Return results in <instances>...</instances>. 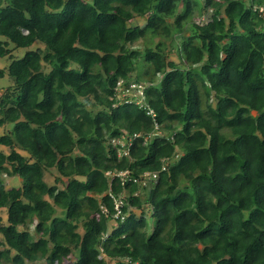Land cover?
Wrapping results in <instances>:
<instances>
[{"label": "trees", "instance_id": "trees-1", "mask_svg": "<svg viewBox=\"0 0 264 264\" xmlns=\"http://www.w3.org/2000/svg\"><path fill=\"white\" fill-rule=\"evenodd\" d=\"M255 5L0 0V264H264Z\"/></svg>", "mask_w": 264, "mask_h": 264}, {"label": "rangeland", "instance_id": "rangeland-1", "mask_svg": "<svg viewBox=\"0 0 264 264\" xmlns=\"http://www.w3.org/2000/svg\"><path fill=\"white\" fill-rule=\"evenodd\" d=\"M207 17L208 16H206V15H202V16L196 15L194 17V19L196 21L203 19V22H205ZM1 39H3V38L1 37ZM8 47L9 48L13 47L12 43H9ZM37 47H42L43 48V44L41 42H39V41H35L34 43H32L28 47H17L15 49H13L11 54H10L11 56L10 55H6V56H3V57H0V69H4L5 70L12 59L20 58V57H22L24 55V53L27 50H34ZM171 58L174 59V60H177V58L174 55H171ZM10 83H11V79H10L9 75L5 72V74L2 77H0V92H1V90L4 87L8 86ZM7 127H9V126H7ZM3 132H4V129L0 128V134H2ZM0 150L4 151L6 153L8 152V148H6L4 146H0ZM1 177H2V180L5 183V187H7V188L11 187V186L20 185V177H18V176L9 177V176H6V175H2ZM52 179L53 178L51 176L45 175V180L47 181L48 184L52 183ZM0 217L2 219V222L6 223V210L5 209H0ZM28 228L31 231V233H33V225H30ZM0 241H1V235H0ZM1 248H2V246H0V249ZM74 256H75V254H73L70 257V260L75 259ZM107 264H112V261L107 259Z\"/></svg>", "mask_w": 264, "mask_h": 264}, {"label": "built area", "instance_id": "built-area-1", "mask_svg": "<svg viewBox=\"0 0 264 264\" xmlns=\"http://www.w3.org/2000/svg\"><path fill=\"white\" fill-rule=\"evenodd\" d=\"M255 8H258L259 11H262V12L264 11V5H255L254 9ZM116 89H117L118 97H120V98L126 96L127 94H129L134 89L136 90V95L138 94L141 96V98H143L142 85H140V84H134L133 83V84H130L128 88L123 89V87L120 86V82H118V86ZM141 98H139L137 102H140ZM135 136H136V134H135ZM107 174L113 175V173H109V172H107ZM115 175L119 176L120 178L124 177L125 171L124 172H118ZM153 176H155V175L153 174ZM123 204H124V201L122 198H114V216L115 217L119 216L122 218L121 206ZM100 208L102 209L103 212L106 211L105 207L101 206Z\"/></svg>", "mask_w": 264, "mask_h": 264}]
</instances>
